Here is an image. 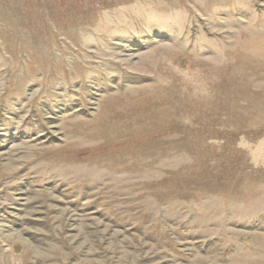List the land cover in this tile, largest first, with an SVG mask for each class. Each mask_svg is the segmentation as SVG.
Listing matches in <instances>:
<instances>
[{
  "label": "rangeland",
  "instance_id": "374dc122",
  "mask_svg": "<svg viewBox=\"0 0 264 264\" xmlns=\"http://www.w3.org/2000/svg\"><path fill=\"white\" fill-rule=\"evenodd\" d=\"M0 264H264V0H0Z\"/></svg>",
  "mask_w": 264,
  "mask_h": 264
}]
</instances>
